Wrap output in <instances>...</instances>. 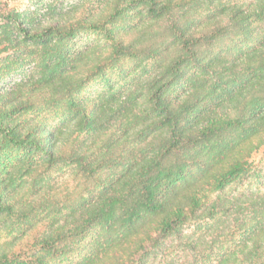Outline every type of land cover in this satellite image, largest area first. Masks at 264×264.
<instances>
[{"label": "clouds", "instance_id": "1", "mask_svg": "<svg viewBox=\"0 0 264 264\" xmlns=\"http://www.w3.org/2000/svg\"><path fill=\"white\" fill-rule=\"evenodd\" d=\"M0 264H264V0H0Z\"/></svg>", "mask_w": 264, "mask_h": 264}]
</instances>
